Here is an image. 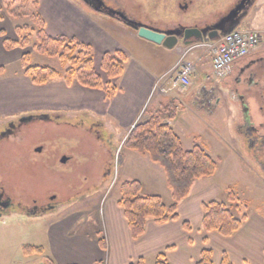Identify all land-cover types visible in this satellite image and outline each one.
Instances as JSON below:
<instances>
[{
	"label": "rangeland",
	"instance_id": "obj_1",
	"mask_svg": "<svg viewBox=\"0 0 264 264\" xmlns=\"http://www.w3.org/2000/svg\"><path fill=\"white\" fill-rule=\"evenodd\" d=\"M107 1L120 6L130 20L158 29L177 24L186 28L212 26L239 0ZM185 4L188 8L182 9L180 5ZM72 7L97 23L108 25L111 22L116 36L122 35L123 30L133 31L88 12L82 0H39L37 11L45 23V30L48 26L43 12L54 17L59 10L64 22L75 14L71 12ZM0 21L13 26L31 25L28 17H10L3 0H0ZM68 38L91 46L94 69L103 82L101 89L83 87L75 80L68 86L62 78L33 84L23 74L19 64L21 55L17 61L0 68V134L7 123L16 125L13 135L0 138V190L14 203L0 215V264H53L48 257V233L51 235L55 227L71 220L85 228L89 227V219H94L103 238L102 210L114 200L118 204L119 186L123 181L142 180L143 194H156L166 205L171 203L165 178L161 184L150 175L148 165L135 160L140 154L122 146L124 134L126 137L130 131L113 111L110 86L122 95L128 92V82L125 79L112 82L100 69V64L94 62L95 48L76 36ZM124 40H128L127 37ZM14 51L18 53L19 49ZM26 51L31 53V65L63 71L57 58L38 54L31 46L21 50V54ZM118 51L125 55L126 61L125 52ZM237 65L235 63L234 67ZM232 79L231 76L221 80L219 87L231 86ZM193 90H174L176 98L181 99L177 102L182 113L172 123V128L185 150L202 144L216 161L217 170L207 180L216 185L214 199L226 202L233 211L237 206L239 211L253 212L264 220V145H261L264 137L255 140L257 137L250 135L255 129L262 133L259 125L264 123V114L260 115L258 108L250 113L252 110L247 103L248 114H244L237 96L231 95L228 100L226 93L221 96L219 89L192 98L195 96ZM217 97L221 104L215 105ZM150 108L151 102L142 117ZM27 116H35V120H20ZM37 148L40 151H36ZM225 155L232 160L225 159ZM62 157L67 158L65 163L60 162ZM146 159L147 164L152 163L147 156ZM153 165L163 173L160 166ZM228 186L233 187L239 204L227 201ZM46 204L51 205L50 209L43 208ZM25 245L42 246L45 252L26 256L22 251Z\"/></svg>",
	"mask_w": 264,
	"mask_h": 264
},
{
	"label": "crops",
	"instance_id": "obj_2",
	"mask_svg": "<svg viewBox=\"0 0 264 264\" xmlns=\"http://www.w3.org/2000/svg\"><path fill=\"white\" fill-rule=\"evenodd\" d=\"M74 8L72 7L71 9L72 14L75 12L73 17L64 22L59 10H57L58 16L54 15V17L43 12L48 26L46 31L53 36H76L92 45L95 48L94 62L97 65L100 64L101 56L106 51L120 49L125 52L127 59L124 62V71L121 76L112 79V82L118 79H125L128 82V88H126L128 92L118 95L119 93L116 90L112 99L114 100L113 111L126 129L143 108L156 78L171 67L178 58L183 46L178 44L168 49L162 45L142 39L135 31L123 30V34L119 35L121 37L116 36V34H113L116 31L111 27L113 25L111 22H108V25L102 22L97 23L94 19L79 12L76 7ZM14 28L15 26L7 25L0 21V67L2 68L12 61H17L18 56L21 55L22 49L15 47L19 51L18 53H13L15 48L8 50L3 46L4 37L15 39ZM239 29L258 31L260 42L247 56L236 61V65L238 62L241 63L236 67L233 65L231 73L222 79V81L228 80L232 76V85L220 88L219 83L221 80H214L211 74V53L197 50L190 53L188 57L189 60L195 63L196 71L192 77V84L187 89H194L195 96L192 98L200 97L197 92L202 86L211 88L213 89L212 91L219 89L222 92L221 96L226 93L228 100L231 95L234 97L241 95L244 97V102L250 106L252 110L250 113H253L258 108L259 114L263 115L264 0H252L246 16L243 17L239 25ZM122 36L124 38L127 37L128 40L122 39ZM244 64H248L251 69H259V74L252 80H244V75L238 76L237 74V69ZM179 88L181 87L177 89ZM115 95L117 96L115 97ZM153 96V99H150L148 103L149 105L151 102V108L149 109L151 112H156L170 100H173V103L178 107L177 99L181 100L176 98L174 90L169 94L158 92ZM186 99L188 98H184V100ZM214 102L215 105L221 104L218 97ZM181 113L180 111L179 114ZM176 119H178V116ZM258 119L260 118L258 117ZM175 120L170 121L171 127ZM260 120L259 122H261ZM124 137L125 134L122 141H124ZM198 145L203 146L202 144ZM204 148L207 151L208 148ZM146 156L140 154L138 158H133L139 163H144V166L148 165L150 175L155 176L163 184L164 172L161 173L157 167H154L155 165L153 164L155 163L147 164ZM223 157L231 159L228 155ZM155 177L153 180H156ZM211 177H204L194 181L189 195L178 204V218L176 220H169L165 223H155L152 220H148L143 235L138 239L131 238L122 210L116 200L108 203L102 210L101 218L103 228L101 235L105 241V250L98 244L100 234L96 229L97 222L94 219H89L90 222L87 224L89 227L85 228L73 223L72 220L66 225L55 227L51 231V235L48 233L50 243V255L48 257L53 264H95L102 261L104 264H130L139 258L144 260V264H154L156 255L163 252L169 264H196L201 250L207 248L212 251L214 264H220L224 254L232 264H264V220L255 213L249 212L242 226L227 237L221 236L215 231L205 232L202 230V204L216 200L214 199V192L216 193L217 191L216 185L207 181ZM138 181L141 183L143 193V189H145L143 182L142 180ZM184 222L189 225L188 229L184 227ZM44 252L45 249H43Z\"/></svg>",
	"mask_w": 264,
	"mask_h": 264
},
{
	"label": "trees",
	"instance_id": "obj_3",
	"mask_svg": "<svg viewBox=\"0 0 264 264\" xmlns=\"http://www.w3.org/2000/svg\"><path fill=\"white\" fill-rule=\"evenodd\" d=\"M38 1L3 0L10 17L14 19L28 17L32 25L15 26L16 38L4 37V48L9 50L18 47L23 50L31 46L34 52L59 60L63 68L62 72L50 66L31 65V53L27 51L22 53L19 64L23 69V74L28 76L33 84L40 85L54 78H62L68 86L75 80L83 87L101 89L103 82L94 69L91 46L64 35L50 36L37 11ZM124 62L125 55L121 51L105 52L100 60V69L107 78L114 79L122 75ZM110 91L114 94L116 88L110 86ZM179 112L173 100L167 101L156 112L148 111L122 143V146L128 150L147 155L152 163L162 168L166 185L171 193V203L166 205L159 195L143 194L141 183L138 180L123 181L120 184L118 205L132 239H138L143 235L148 220L155 223L176 220L178 204L189 195L194 181L211 177L217 170L216 161L203 146L195 144L189 150L184 149L180 137L169 124L177 118ZM227 192V201L230 204H239L232 186H228ZM239 210L235 206V211H233L226 203L217 200L203 203L202 230L215 231L224 237L232 235L247 218L245 210L243 212ZM183 225L189 228L186 222ZM98 244L105 250V241L102 237L98 238ZM22 251L24 255L32 256L41 254L43 249L41 246L25 245ZM95 264H104V262ZM130 264H144V260L139 258ZM154 264H169L165 253H158ZM196 264H214L212 251L203 248ZM220 264L232 263L224 254Z\"/></svg>",
	"mask_w": 264,
	"mask_h": 264
},
{
	"label": "built area",
	"instance_id": "obj_4",
	"mask_svg": "<svg viewBox=\"0 0 264 264\" xmlns=\"http://www.w3.org/2000/svg\"><path fill=\"white\" fill-rule=\"evenodd\" d=\"M260 42V34L253 29H235L218 40L194 42L183 46L176 61L171 67L158 76L143 108L136 119L130 124L131 131L140 122L145 109L152 96L158 92L169 94L178 87L187 88L192 84V77L196 71V65L189 60V54L194 51H207L212 55V77L219 81L228 76L236 61L247 56ZM175 75V76H174ZM175 77L174 79H172ZM213 89L202 86L197 94L205 96L206 91L213 93Z\"/></svg>",
	"mask_w": 264,
	"mask_h": 264
},
{
	"label": "water",
	"instance_id": "obj_5",
	"mask_svg": "<svg viewBox=\"0 0 264 264\" xmlns=\"http://www.w3.org/2000/svg\"><path fill=\"white\" fill-rule=\"evenodd\" d=\"M251 0H239L237 4L231 8L226 15L221 17L218 22L212 26H205L203 28H175L168 30H159L154 27H150L141 23L134 22L128 19L123 14H119L122 22L134 29L139 37L150 41L157 45H162L168 49H171L178 44L187 46L194 42L207 41V40H218L220 37L228 34L237 27H239L242 19L247 14V10L251 5ZM185 8V7H184ZM182 38L180 43L179 38ZM238 98L243 100V96L239 95ZM242 112L248 114V107L243 101ZM248 117V116H247ZM25 119V118H22ZM36 151H40V148H37ZM67 161L66 157L60 159L61 163ZM52 197L51 199H53Z\"/></svg>",
	"mask_w": 264,
	"mask_h": 264
},
{
	"label": "flooded vegetation",
	"instance_id": "obj_6",
	"mask_svg": "<svg viewBox=\"0 0 264 264\" xmlns=\"http://www.w3.org/2000/svg\"><path fill=\"white\" fill-rule=\"evenodd\" d=\"M82 2L84 3V6H85V8L87 9L88 12H90L92 14H95L97 16H100L102 18H106L109 21L122 24L126 28H129L130 30L134 31V29H132L130 26H128L127 24L122 22V19H121L119 14H123L124 16H126V15L124 14V12L120 8V6H116L114 4H111L107 0H82ZM180 7L182 9H187L188 8V6L186 4L185 5H180ZM127 18L129 19V17H127ZM180 27H184V26H182L180 24H177L175 27H172V28H168V27L161 28V27H158V29L164 31V30L175 29V28H180ZM184 28H186V27H184ZM188 28H191V27H188ZM179 41H180V43L182 42V38L181 37L179 38ZM258 70L259 69H257V70L256 69H251V67H249L248 64H244L241 67H239V69H237V74H238V76L244 75L243 76L244 80L248 81V80L254 79L255 76L257 74H259ZM235 80H236V78H235ZM243 101H244V99L240 100V104L242 105V108L244 106ZM20 120L21 121L35 120V116H29V117L27 116V117H25V119H20ZM259 126L262 129V133H259V131H257L255 129V133L254 134L253 133L250 134L254 138L257 137V138H255V140L256 139L257 140H261V138L264 137V123L261 122ZM15 128H16V125L14 124V122L7 123V126H6V128L4 130V132L0 134V138L9 137V136L13 135L15 133L14 132ZM258 134H260V135H258ZM250 140H251V138H250ZM261 145H264V141H262V140H261ZM13 204L14 203L12 201V198L10 196L6 195L2 190H0V215L5 214L9 208L13 207ZM50 207H51V205L48 206V204H46L43 208L44 209H50ZM25 214H28V213L26 212Z\"/></svg>",
	"mask_w": 264,
	"mask_h": 264
}]
</instances>
